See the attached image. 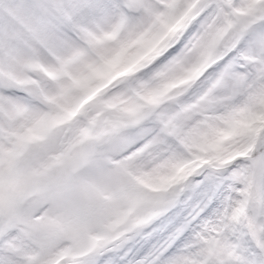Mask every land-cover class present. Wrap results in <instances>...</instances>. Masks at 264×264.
<instances>
[{"label": "snow or ice", "instance_id": "obj_1", "mask_svg": "<svg viewBox=\"0 0 264 264\" xmlns=\"http://www.w3.org/2000/svg\"><path fill=\"white\" fill-rule=\"evenodd\" d=\"M0 264H264V0H0Z\"/></svg>", "mask_w": 264, "mask_h": 264}]
</instances>
